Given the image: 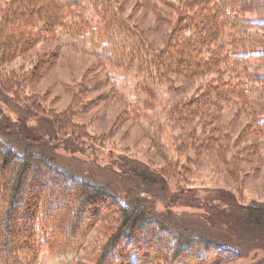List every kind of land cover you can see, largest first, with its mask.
<instances>
[{
	"label": "rangeland",
	"instance_id": "obj_1",
	"mask_svg": "<svg viewBox=\"0 0 264 264\" xmlns=\"http://www.w3.org/2000/svg\"><path fill=\"white\" fill-rule=\"evenodd\" d=\"M115 1L117 5L110 0V6L100 10L94 0H86L77 14L87 25L106 24L119 15L146 42L136 53L151 58L167 53V37L177 26L181 38L201 36L199 26L188 21L186 0ZM10 2L0 0V19ZM259 5L240 14L239 29L221 28L222 34H217L216 28L211 41L200 38L196 46L200 56L222 57L206 63V71L198 76H181L179 69L173 71L177 67L149 74L139 59L134 67L119 68L107 55L98 56L90 44L65 45L59 33L0 65V135L8 145L35 153V161L44 157L108 193L84 186L93 198L78 213V233L64 229L61 234L55 226L48 241L36 242L37 264H97L103 244L119 222L118 209L105 207L110 195L124 204L140 201L145 213L157 220L151 227H161V221L165 228L223 244L234 253L213 263H207L209 251L200 263H192L189 259L195 253H190L187 264H264V226L247 228L243 220L247 207L264 206V53L247 54L264 52V3ZM205 18L202 12L200 19ZM218 77L228 86L211 91L209 101L204 92ZM56 117L69 122L67 130L57 131ZM212 128L218 130L212 135L215 139L208 138ZM143 173L155 176V182L145 181ZM56 179L57 186H64ZM47 191L42 188V193ZM57 196L62 199L47 210L51 216H42L44 209L38 208L42 230L62 213L68 222L76 209L72 201L76 193ZM15 253L21 254L18 261L23 264L27 251ZM155 255L143 264H168Z\"/></svg>",
	"mask_w": 264,
	"mask_h": 264
},
{
	"label": "trees",
	"instance_id": "obj_2",
	"mask_svg": "<svg viewBox=\"0 0 264 264\" xmlns=\"http://www.w3.org/2000/svg\"><path fill=\"white\" fill-rule=\"evenodd\" d=\"M84 1L86 0H11L7 6V13L0 19V65L22 55L40 39H56L59 33L63 37L62 43L65 45H81L83 47V45L90 44L89 47L97 52L98 56L107 55L108 59L113 62L111 64L119 65V68L122 66L134 67L141 60L149 68L147 70L149 74H159L172 70L171 67H177L173 71L179 69L177 74L181 76H198L206 71V63L214 58L219 61L222 57L215 53H209L210 58L200 56V52L196 49V46H199L200 38L202 41H211V38L216 35V28L217 34H222L221 28L223 30L227 27L239 29V23L243 24V17L240 14L264 3V0H191V3L186 0L183 5L189 12L187 14L189 15L188 21L199 26L201 36L196 38L183 36L181 38L177 34V26L167 37L168 52L151 58L148 53L135 52L136 49H141L142 43L146 42L142 39L141 33L135 29H129L119 15L115 14L113 18L106 20V24L87 25V21L77 14ZM94 2L96 5L98 4L100 10L103 6H110V0H94ZM114 3L116 4L115 0ZM202 12L206 18L201 20ZM105 13L108 12L105 11ZM134 36L139 37V40ZM121 42L125 44L121 45ZM127 51L128 53H126ZM263 53L261 49L247 51L249 56L256 57ZM243 54L245 53L241 55ZM241 55H236V64L241 63L237 60ZM46 64H49V61L34 68L29 77L32 78L35 71H41ZM162 66L163 68L160 70L159 68ZM215 73L219 74V68H216ZM221 86L226 89L228 84L226 82L224 84L223 80L218 77L212 86L206 89L204 98L211 101V91L214 92L215 89L220 91ZM225 95L227 96V94ZM262 119L261 125L263 126L264 118ZM53 122L57 131L67 130L69 122L65 118L56 117ZM70 129L77 138L76 129L71 126ZM209 131L211 134L208 135V138L215 139L212 135H216L217 128H212ZM19 133L23 134V132ZM205 142L207 141L205 140ZM35 156L37 155L30 151L10 147L5 141V137L0 135V264H21L18 261V259L22 260L21 254H16V250L27 251V257L25 261L23 260V264H37L36 242L42 239L44 242L48 241L51 235L48 234L53 231L55 226L61 234L64 229H70L73 234L78 233V213L82 209L85 210L93 198L89 192L83 189L84 186H90L93 190L99 189L97 192L108 195L103 186L91 181H84L72 173L63 171L44 157L41 158V162L35 161L32 159ZM56 177L63 180L64 186L61 184L57 186ZM142 177L151 183H154L156 179L151 174L143 173ZM44 187H47L49 191L42 193ZM62 192L76 193L78 201L72 199L76 204L75 211L71 214L68 222L65 221L66 213H62L60 218L49 220L52 224L47 230H42V223L37 220L38 215L41 214V211L38 213V208L44 209L42 216H46L47 213L51 216L47 210H50V206L57 207L58 202L62 199L57 195ZM46 194L47 198H45ZM110 196L112 199H106L109 205L105 207L118 209L119 222L118 227L103 244L97 264H143L151 254H156L153 257L158 255L164 257L163 259L168 261V264H187L190 253H195V255L189 260L192 263H200L207 251L211 255L210 258L207 257L209 259L207 263H213L218 260L223 261V258L234 254L229 247L223 244L200 237L191 238L186 231L176 232L169 227L165 228L166 225L161 221H159L161 227H151V224L157 220L145 213V206L140 201L124 204L117 197ZM56 200L59 201L56 202ZM246 212L248 214L243 220L246 222L247 228L264 226L263 205L247 207ZM97 217V214L94 215V219ZM92 220L91 218L90 222ZM34 224L38 226L35 231L33 230ZM147 225L150 228L149 233L144 230V226ZM17 232L21 234H17ZM198 241H200L201 247L197 244ZM156 242H159L160 245L154 246L153 244ZM164 244L165 246L171 244V246L162 250L161 246ZM205 245H212V247L208 250ZM199 249H201L200 253H198Z\"/></svg>",
	"mask_w": 264,
	"mask_h": 264
}]
</instances>
